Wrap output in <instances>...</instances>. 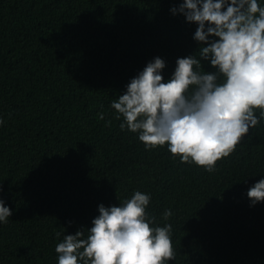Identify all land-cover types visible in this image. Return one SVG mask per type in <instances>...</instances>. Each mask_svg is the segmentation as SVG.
Listing matches in <instances>:
<instances>
[{
  "label": "trees",
  "instance_id": "obj_1",
  "mask_svg": "<svg viewBox=\"0 0 264 264\" xmlns=\"http://www.w3.org/2000/svg\"><path fill=\"white\" fill-rule=\"evenodd\" d=\"M180 2L0 0V199L11 212L0 264H56L63 234H86L98 204L133 190L150 195L155 225L171 224L168 264H264V200L246 196L264 176V123L207 172L166 144L145 149L110 107L153 57L167 79L198 53L195 23L169 12Z\"/></svg>",
  "mask_w": 264,
  "mask_h": 264
},
{
  "label": "clouds",
  "instance_id": "obj_2",
  "mask_svg": "<svg viewBox=\"0 0 264 264\" xmlns=\"http://www.w3.org/2000/svg\"><path fill=\"white\" fill-rule=\"evenodd\" d=\"M169 12L195 23L198 53L178 57L167 79L164 60L153 57L110 107L120 129L136 133L145 149L166 144L174 158L213 172L250 128L264 123V0H181ZM204 61L214 70L205 71ZM246 196L250 206L264 200V176ZM149 202L147 192L133 190L115 205L98 204L86 234L81 228L55 244L56 264L174 261L171 224L155 225ZM10 215L0 199V224ZM162 215L167 220L172 212Z\"/></svg>",
  "mask_w": 264,
  "mask_h": 264
}]
</instances>
